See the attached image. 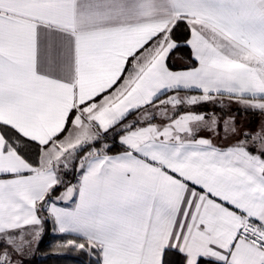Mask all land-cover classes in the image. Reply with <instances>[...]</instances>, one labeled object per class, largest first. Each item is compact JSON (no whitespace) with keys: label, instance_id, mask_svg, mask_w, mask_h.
<instances>
[{"label":"snow or ice","instance_id":"1","mask_svg":"<svg viewBox=\"0 0 264 264\" xmlns=\"http://www.w3.org/2000/svg\"><path fill=\"white\" fill-rule=\"evenodd\" d=\"M264 264V0H0V264Z\"/></svg>","mask_w":264,"mask_h":264},{"label":"trees","instance_id":"2","mask_svg":"<svg viewBox=\"0 0 264 264\" xmlns=\"http://www.w3.org/2000/svg\"><path fill=\"white\" fill-rule=\"evenodd\" d=\"M51 239V233L47 234L45 240L42 241L40 252L28 264H81V261L86 259L73 253L63 255L44 254L49 247Z\"/></svg>","mask_w":264,"mask_h":264}]
</instances>
